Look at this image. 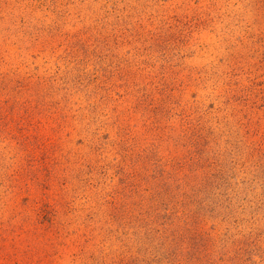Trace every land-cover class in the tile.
I'll return each mask as SVG.
<instances>
[{
  "label": "rangeland",
  "instance_id": "obj_1",
  "mask_svg": "<svg viewBox=\"0 0 264 264\" xmlns=\"http://www.w3.org/2000/svg\"><path fill=\"white\" fill-rule=\"evenodd\" d=\"M0 264H264V0H0Z\"/></svg>",
  "mask_w": 264,
  "mask_h": 264
}]
</instances>
